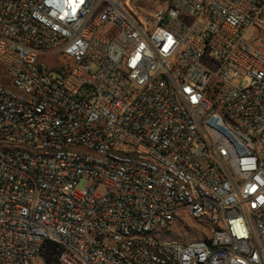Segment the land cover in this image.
Listing matches in <instances>:
<instances>
[{
    "label": "built area",
    "instance_id": "built-area-1",
    "mask_svg": "<svg viewBox=\"0 0 264 264\" xmlns=\"http://www.w3.org/2000/svg\"><path fill=\"white\" fill-rule=\"evenodd\" d=\"M130 2L0 0V264H264V0Z\"/></svg>",
    "mask_w": 264,
    "mask_h": 264
},
{
    "label": "rangeland",
    "instance_id": "rangeland-1",
    "mask_svg": "<svg viewBox=\"0 0 264 264\" xmlns=\"http://www.w3.org/2000/svg\"><path fill=\"white\" fill-rule=\"evenodd\" d=\"M155 4L153 0H131L130 5L132 8L137 9L138 7H142L145 9H149ZM46 66L51 69L50 74L53 76H58L56 73V69L59 67L60 60L58 58H54L53 56L44 58ZM239 80L234 83H238ZM0 83L6 84L7 78L3 74V71L0 67ZM242 86L247 85V79L243 78L240 80ZM85 180H80L77 183V189L81 190L85 187ZM203 230L199 229L197 226L192 225L191 222H179L173 225L169 229L159 231L158 238L161 241H169L173 240L180 244H187L192 241H196L199 238H203V234L201 233ZM54 245H47L40 255V259L35 264H58L57 263V255L53 254L51 250L54 249Z\"/></svg>",
    "mask_w": 264,
    "mask_h": 264
},
{
    "label": "trees",
    "instance_id": "trees-1",
    "mask_svg": "<svg viewBox=\"0 0 264 264\" xmlns=\"http://www.w3.org/2000/svg\"><path fill=\"white\" fill-rule=\"evenodd\" d=\"M154 3L161 2V0H153Z\"/></svg>",
    "mask_w": 264,
    "mask_h": 264
}]
</instances>
